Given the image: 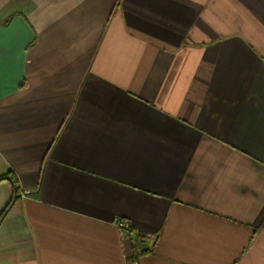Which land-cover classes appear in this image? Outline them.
<instances>
[{"label": "crops", "instance_id": "crops-1", "mask_svg": "<svg viewBox=\"0 0 264 264\" xmlns=\"http://www.w3.org/2000/svg\"><path fill=\"white\" fill-rule=\"evenodd\" d=\"M1 175L0 264H264V0H0Z\"/></svg>", "mask_w": 264, "mask_h": 264}, {"label": "trees", "instance_id": "trees-1", "mask_svg": "<svg viewBox=\"0 0 264 264\" xmlns=\"http://www.w3.org/2000/svg\"><path fill=\"white\" fill-rule=\"evenodd\" d=\"M5 178H10V180L12 181V184H13V195H12L10 201L8 202V204L5 206L3 212L0 215V225H1L4 217L8 213V211L12 208V206L15 203V201L18 199L19 193L21 191L20 185H19L17 179L14 176L1 175L0 176V181L3 180V179H5Z\"/></svg>", "mask_w": 264, "mask_h": 264}, {"label": "built area", "instance_id": "built-area-1", "mask_svg": "<svg viewBox=\"0 0 264 264\" xmlns=\"http://www.w3.org/2000/svg\"><path fill=\"white\" fill-rule=\"evenodd\" d=\"M118 226L123 230V232L129 231L130 233L136 234L137 230L130 225L128 222L123 221V220H117Z\"/></svg>", "mask_w": 264, "mask_h": 264}]
</instances>
